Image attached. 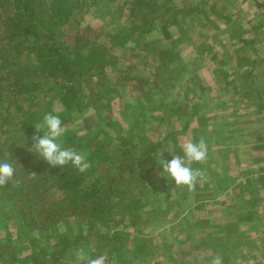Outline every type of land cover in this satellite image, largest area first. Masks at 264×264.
<instances>
[{
  "label": "trees",
  "instance_id": "obj_1",
  "mask_svg": "<svg viewBox=\"0 0 264 264\" xmlns=\"http://www.w3.org/2000/svg\"><path fill=\"white\" fill-rule=\"evenodd\" d=\"M190 1L0 0V160L10 161L15 168L13 180L0 187V215L6 212L15 219L29 242L21 250L18 244L0 242V264L5 257L17 262L23 249L28 251L23 264H64L69 249L85 240L97 244L99 252L93 258L106 253L109 261H120L119 255L128 252V246L125 239L109 235L107 230L149 224L166 211L165 205L173 204L170 194L161 192L154 182L161 168L158 158L168 152L170 140L191 129L204 109L202 103L186 99L179 105L177 110H188L179 120L182 127L163 139H154L144 123L136 126L135 122L122 135L100 139L99 132L108 124L102 110L110 107V97L117 94L108 82L111 50L118 47L143 62H156L158 81L125 76L122 86H131L137 93L140 85H151L152 92L159 93L163 76L184 70V57L173 42L177 37L172 29L187 37L194 14L201 13ZM90 13L115 31L108 36L110 46L99 42V36L91 37L89 27H80ZM237 24L233 18L225 20L231 32L228 37L236 44L246 35L245 31L234 34L239 30ZM155 32H160V39L148 40ZM255 38L250 42L253 49ZM129 42L141 46L133 51L126 47ZM236 58L235 66L252 59L241 53ZM252 71L242 73L246 83L241 90L247 93L242 98L252 99L258 93L255 86H261ZM228 72L226 68L214 69L213 84L225 93L232 84L226 78ZM135 80L137 85L132 83ZM257 99L264 105L259 93ZM53 109L66 127L84 124L82 135L77 130L67 131L64 146L88 157L91 166L86 174L70 165L52 167L31 151L32 137L38 134L35 125ZM90 110L94 113L86 115ZM142 120L149 118L144 115ZM165 188L174 190L172 185ZM72 220L86 224L87 234L70 237L58 232L59 225ZM49 231L58 240L49 248L33 238L35 232Z\"/></svg>",
  "mask_w": 264,
  "mask_h": 264
},
{
  "label": "rangeland",
  "instance_id": "obj_2",
  "mask_svg": "<svg viewBox=\"0 0 264 264\" xmlns=\"http://www.w3.org/2000/svg\"><path fill=\"white\" fill-rule=\"evenodd\" d=\"M190 2L201 13L194 14L187 37L179 36L177 30L172 29L177 37V41H172L184 57V70H172L168 77L163 76L159 93L154 94L151 85L148 86L150 89L140 85L141 91L137 93H133L131 86H122L125 76L158 81L156 62H143L132 57L133 52L118 47L111 50L108 82L117 94L110 97V107L102 110L108 124L102 127L99 137L107 139L122 135L135 122L136 126L144 123L147 133L154 139H163L168 132L182 127L179 120L187 116L188 110H177L179 105L186 99L202 103L204 109L197 116V123L194 121L188 132L179 133L170 140L168 152L162 155L166 161L173 155L183 157L181 146L185 140L205 138L208 144L206 160L190 165L199 169L202 176L189 191L163 175L161 167L154 182L161 192L170 194L169 200L173 204L165 205L166 211L149 224L107 230L109 235L125 239L128 252L119 255L120 261H109L108 254H103L107 256L106 264H210L217 255L223 258V264H264V105L260 106L257 99L259 93L264 102V38L256 37L257 34L264 35V0ZM228 18L238 21L239 30L234 34L246 33L240 43L236 44L228 37L231 33L229 25H225ZM80 27H89L91 37L99 36V42L110 46L112 41L108 36L115 31L93 14H88ZM160 37V32H155L147 39ZM253 38L257 41L254 49L250 43ZM137 44L140 43L129 42L126 47L133 50L141 46ZM238 53L242 56L250 54L252 59H245L241 66H235ZM215 68L229 71L226 78L232 84L227 93L217 90L213 84ZM249 71L257 85H261L255 86L258 93L252 99L241 97L247 95L241 90L246 83L242 73ZM138 82L132 81L133 85ZM230 97H234L233 101H229ZM92 113L90 110L86 115ZM144 115L149 121L142 120ZM82 127L84 124L75 123L67 127V131L77 130L82 135ZM242 139L245 140L241 142ZM169 185L174 188L173 192L171 188H165ZM161 202L165 203L164 200ZM0 216V242L18 244L19 250L28 246L17 221L6 212ZM58 232L74 237L87 234L88 228L86 224L72 220L59 225ZM33 238L40 239L46 248L58 243L52 231L35 232ZM87 242L79 241L77 247L69 249L63 258L64 264H77L75 254L80 249L93 258L99 252L97 244ZM27 252L20 251V258L15 263L5 257L4 264H23L21 261Z\"/></svg>",
  "mask_w": 264,
  "mask_h": 264
},
{
  "label": "clouds",
  "instance_id": "obj_3",
  "mask_svg": "<svg viewBox=\"0 0 264 264\" xmlns=\"http://www.w3.org/2000/svg\"><path fill=\"white\" fill-rule=\"evenodd\" d=\"M54 112L55 109H53V112L45 114L42 122L35 125L38 134L32 137L33 146L31 151L37 153L52 167L63 169L70 165L79 174H86L91 166L88 157L84 153L64 146L67 127L63 124L60 116L54 114ZM39 133H42V135ZM181 150L183 157L173 155L170 161L158 158V164L163 168V175L174 180L178 187H186L191 191L202 173L199 169H194L190 165L202 163L206 160L208 144L203 137L198 141L187 139L182 144ZM14 175L13 163L8 160H0V187L12 181ZM75 255L77 264H106L107 260V256L103 254L92 258L84 249L78 250ZM210 264H223V258L217 255L210 260Z\"/></svg>",
  "mask_w": 264,
  "mask_h": 264
},
{
  "label": "crops",
  "instance_id": "obj_4",
  "mask_svg": "<svg viewBox=\"0 0 264 264\" xmlns=\"http://www.w3.org/2000/svg\"><path fill=\"white\" fill-rule=\"evenodd\" d=\"M196 120H197V117L194 119L195 123H197ZM193 125H194V122H193L192 126H193ZM237 125H238V124H237ZM242 136H243V135H242ZM238 137H239V136H238ZM238 137H237V139H238ZM235 138H236V137H235ZM243 140H245V139H242L241 142H242Z\"/></svg>",
  "mask_w": 264,
  "mask_h": 264
}]
</instances>
